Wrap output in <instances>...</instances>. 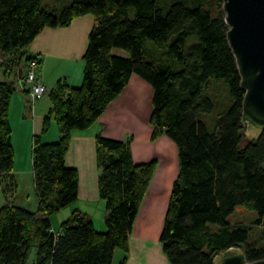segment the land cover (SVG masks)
<instances>
[{
	"label": "trees",
	"instance_id": "obj_1",
	"mask_svg": "<svg viewBox=\"0 0 264 264\" xmlns=\"http://www.w3.org/2000/svg\"><path fill=\"white\" fill-rule=\"evenodd\" d=\"M45 0H0V183L14 195L15 150L9 118L17 69L46 28H66L84 16L94 27L84 56L83 83L59 82L43 134L55 118L57 143L34 138L33 172L38 212L6 200L0 211V264H126L140 206L158 162L136 164L130 140L98 136L99 193L106 203V231L75 211L56 233L52 217L78 201L80 176L66 164L72 133L91 128L117 100L133 75L153 88L152 139L168 137L179 154L160 241L171 264H214L219 254L243 249L248 261L264 260L253 230L234 224L238 207L264 224V134L246 139L245 92L230 49L222 0H69L60 10ZM214 3L216 10L211 7ZM134 13V19L130 14ZM125 52L127 57L114 54ZM36 58V57H35ZM38 58V57H37ZM39 59V58H38Z\"/></svg>",
	"mask_w": 264,
	"mask_h": 264
},
{
	"label": "crops",
	"instance_id": "obj_2",
	"mask_svg": "<svg viewBox=\"0 0 264 264\" xmlns=\"http://www.w3.org/2000/svg\"><path fill=\"white\" fill-rule=\"evenodd\" d=\"M93 27L94 18L92 16H84L76 19L66 28H46L28 48V54L38 57L41 61L40 78L48 93L44 98L33 103L32 109H29L31 99L27 88L17 85V91L12 96L9 118L13 130L12 141L15 150L14 172L10 177L13 181H16L15 177H18L19 174H34L33 146L36 136H42L45 144L57 143L61 139L58 124L53 123L49 131L43 134L45 118L52 108L50 94L62 81H65L71 87H80L82 85L85 68L84 56ZM114 54L127 57L124 52L118 50H115ZM140 94H146L147 98L151 100V106H153L154 93L152 87L139 76L133 75L126 89L106 109L101 118L91 128L84 131H76L70 140L66 164L70 168L77 169L80 176L79 196L75 204L78 208L75 211H80L90 216L97 230L101 232L106 231L107 210L106 203L101 200L99 193L100 169L97 163L96 139L98 136H103L113 140L125 141L128 134L133 136L140 134L138 128L140 125L136 124L135 121V119H137V122L138 120L140 121V112H138L140 109ZM14 109H16V112L20 111V118L15 121L17 130L13 120ZM152 110L153 107H151V112ZM125 120H127V123ZM20 132L21 134L18 136ZM149 135L150 139H152V129ZM164 137L160 138L163 139L161 144L165 145L167 141L169 144V138ZM152 141L154 140L152 139ZM150 150V152H137L135 147L132 146L134 162L136 164H145L157 161L160 162L159 167H163L162 171L170 169L169 177L172 175L171 170L179 173V158H177V162L175 159L172 162L170 155L166 156L164 152L161 153L157 147L150 148ZM169 165L171 168L168 167ZM173 176L176 175L173 174ZM169 177L168 179L166 177L167 181ZM156 178L154 175L149 187L150 190L140 206L138 217L130 236V249L126 255V264H171L163 251V245L160 241L170 199L169 197L166 200L154 198L153 187H155L157 181H161V177ZM174 179L176 178L174 177ZM173 181L171 180V182ZM2 191H0V209L6 204L4 192ZM15 192L17 193V190ZM169 194L171 193L169 192ZM16 206L21 207L19 205ZM21 208L28 210L25 206ZM118 251H116L113 264H115ZM121 252L122 258L119 261L120 263L118 262L119 264L125 257L124 252L122 250Z\"/></svg>",
	"mask_w": 264,
	"mask_h": 264
},
{
	"label": "water",
	"instance_id": "obj_3",
	"mask_svg": "<svg viewBox=\"0 0 264 264\" xmlns=\"http://www.w3.org/2000/svg\"><path fill=\"white\" fill-rule=\"evenodd\" d=\"M227 38L245 92L242 122L248 142L264 134V0H222ZM214 264H264L248 261L243 249L231 248L214 259Z\"/></svg>",
	"mask_w": 264,
	"mask_h": 264
},
{
	"label": "rangeland",
	"instance_id": "obj_4",
	"mask_svg": "<svg viewBox=\"0 0 264 264\" xmlns=\"http://www.w3.org/2000/svg\"><path fill=\"white\" fill-rule=\"evenodd\" d=\"M69 0H45L44 1V5L51 8V9H56L57 11L62 10L65 5H67ZM223 2V1H222ZM211 7H213L214 10H216L217 8L214 6V3L211 2ZM131 19H134V13L132 12L130 14ZM124 54L126 55V53L124 52ZM127 56V55H126ZM7 78L4 74V71L0 68V82L2 81H6ZM145 81V80H144ZM146 82V81H145ZM147 84H149L148 82H146ZM150 85V84H149ZM151 86V85H150ZM152 87V86H151ZM153 89V88H152ZM20 94V93H18ZM151 100H149L146 96V94H140V109L138 112H140V121L137 119H135L136 124L138 123L140 126H138L140 134H136L135 136H133L132 134H128V136H126V141L130 140V143L132 146L135 147V150L137 152H145V151H151L150 148H158V150L161 153H165L166 156L169 154L170 155V159L172 162H174L176 160V162L178 161L177 158H179V154H178V148L177 145L174 141L170 140V143L163 145L161 144L163 139H159L156 143L155 141H152V139H150V135L149 133L151 132V125H150V116H151ZM33 108V104L29 103V109ZM150 111V112H149ZM33 112V111H32ZM18 118H20V111L16 112V109H14V125L16 127L17 130V123L15 122ZM127 123V120H125ZM57 124L55 118L52 119L51 121V125L52 124ZM125 123V122H124ZM75 132L72 133V136ZM21 132L18 133V136H20ZM152 137V136H151ZM165 138V137H164ZM168 138V137H167ZM152 141V142H151ZM165 142V141H164ZM160 144V145H159ZM150 146V147H149ZM143 154V153H142ZM175 159V160H174ZM160 162H158V166L155 172V176L157 177L156 179H158V177H161V181H157V184H155V187H153V194H154V198H161L166 200L167 197H169L171 194L168 195V193H171L172 190V185L174 183V181L178 176V171L177 173L173 170H171L172 175L169 177L168 174L170 173V169H165L162 171V168L159 167ZM178 164V163H177ZM170 167V165L168 166ZM171 168V167H170ZM178 169V167H177ZM164 172V173H163ZM159 173V174H158ZM176 175V176H173ZM166 177L169 180H166ZM16 181V190L17 193L15 192V196L11 193H4V200H9L10 202L14 203L15 205H19V206H25L27 207V209L29 211H35L38 212L39 210V198L37 196L36 193V189H35V177L34 174H30V173H23V174H19L18 177H15ZM174 179V181H173ZM171 180L173 182H171ZM172 184H171V183ZM171 184V186H170ZM3 190V188L1 189V185H0V191ZM150 189H148L149 192ZM4 192V190L2 191ZM147 192V194H148ZM147 196V195H146ZM77 205H72L70 207H68L67 209L55 214L51 221H52V225H53V229L56 233H59L62 231V225L63 223H65L66 221H68L69 219H71L74 211L77 209ZM1 211V209H0ZM259 218V215L257 212L255 211H249L244 207H238L236 209V212L231 216L230 221L234 224H245L251 227H255L253 230V239L252 241L254 243H257L259 245H264V224L261 227H258L257 225H255L256 220ZM122 258V252L121 250L118 251V255L116 257V261L115 264H119ZM38 260V249L34 248L31 256H30V264H36ZM119 262V263H118Z\"/></svg>",
	"mask_w": 264,
	"mask_h": 264
},
{
	"label": "built area",
	"instance_id": "obj_5",
	"mask_svg": "<svg viewBox=\"0 0 264 264\" xmlns=\"http://www.w3.org/2000/svg\"><path fill=\"white\" fill-rule=\"evenodd\" d=\"M41 61L36 57H25L17 69L20 75L18 83L21 87L27 88L31 103L41 100L47 95V89L40 78Z\"/></svg>",
	"mask_w": 264,
	"mask_h": 264
}]
</instances>
